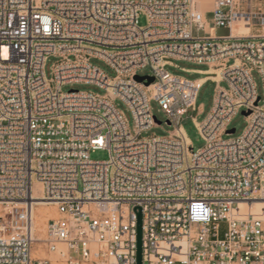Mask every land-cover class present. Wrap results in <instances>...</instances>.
Here are the masks:
<instances>
[{"label":"built area","instance_id":"1","mask_svg":"<svg viewBox=\"0 0 264 264\" xmlns=\"http://www.w3.org/2000/svg\"><path fill=\"white\" fill-rule=\"evenodd\" d=\"M215 27L228 35L198 34ZM172 59L214 76L212 108L192 117L197 150L180 121L202 84L165 70ZM73 83L104 93L61 90ZM151 101L174 126L166 136L142 135L161 124ZM240 110L244 131L224 139ZM36 185L57 210L39 240L52 258L32 254ZM253 202L264 203V0H213L209 11L198 0H0V264H136L135 207L141 264H264V208L240 207Z\"/></svg>","mask_w":264,"mask_h":264},{"label":"rangeland","instance_id":"2","mask_svg":"<svg viewBox=\"0 0 264 264\" xmlns=\"http://www.w3.org/2000/svg\"><path fill=\"white\" fill-rule=\"evenodd\" d=\"M249 1H252V3L256 6L259 3V0H249ZM205 9L207 11L211 9V2L207 4ZM206 19L209 22L211 21V14L208 12L206 14ZM138 22L140 26H144L146 24L145 16L141 15L139 17ZM228 33H229L228 28H224V27H215V28H210L206 31L204 30V31L198 32L199 35H211L215 37L226 36L228 35ZM55 61H56V58L49 57V59L45 63L44 73L47 78H50L52 75V64ZM91 63L98 66L102 70H104L109 76L112 77L115 75V72L104 61L100 59L92 58ZM207 68L208 67L206 65L195 64V63L184 61V60H174V59L171 60V64H167L165 66V70H167L168 72L175 74V75L183 76L191 80L201 78L204 75L201 73H197V72H189V71H186V69L205 70ZM151 72H152L151 69L149 67H146L144 69L139 70L138 74L139 75H149L151 74ZM252 78L256 86L257 94L263 99V88H262V81H261L260 75L256 71H254L252 72ZM220 85L226 86V83L221 82ZM215 87H216V84L213 80L208 79L204 81L199 89V92L195 100V106H196L195 110L188 109L187 112L182 116V119L180 121V124L186 136L190 140L193 150H197L198 148H201L204 145L205 141L202 138L201 134L199 133L194 121L192 120V117H195L197 121H202L206 117V115L208 114V112L210 111L213 105ZM71 89L79 90V91H91V92L98 93V94L104 93L103 89L95 85H92V84L73 83V84L63 85L61 88L63 92H67ZM116 104H117V107L124 113L126 119L128 120L129 125L132 126V115L130 111L128 110V108L126 107V105L123 102L118 101V100L116 101ZM150 107H151L152 114L156 117L158 121L161 122V124L159 126L151 127L147 131L143 132L142 135L145 137H148L151 135L166 136L170 132H172L174 130V126L168 125L166 123V116L164 112L161 110L160 106L155 101H151ZM241 111L242 110H240L237 114L233 116L229 124V129L233 128L234 132H232L229 135L224 134L223 135L224 139L237 137L241 135L242 132L244 131L245 126H246V120ZM90 157L92 159L102 160L108 157V153L106 150H96L90 154ZM41 209L44 210L43 208ZM50 211L52 212V215L54 217L57 215V210L55 206H52L50 208ZM35 239H36V235H35ZM36 240L37 241H35L33 245V251L34 250L37 251L36 257H40L43 253V249H42V246L40 245L39 240L38 239ZM50 258H52V256ZM51 264H61V263L52 262Z\"/></svg>","mask_w":264,"mask_h":264},{"label":"bare ground","instance_id":"3","mask_svg":"<svg viewBox=\"0 0 264 264\" xmlns=\"http://www.w3.org/2000/svg\"><path fill=\"white\" fill-rule=\"evenodd\" d=\"M206 8L207 4L212 2L213 0H198ZM248 32L247 28L243 26L241 23L235 24L233 26V33L235 34H246ZM198 84L202 82V79L196 81ZM39 185H36V188L33 193V197L36 199L33 204L32 208V222H33V230L34 234L36 235V239L42 240L45 237V230H46V220L48 218H54L50 208L54 206L53 203L45 202L40 200V193H39ZM240 207L243 210H248L250 212H259L261 208H264L263 202H253L247 209L246 204L241 203ZM43 208L44 210H42ZM1 209V205H0ZM41 212V213H40ZM34 256H37V251H32ZM54 263V261H52ZM57 263V262H56ZM63 264V263H61Z\"/></svg>","mask_w":264,"mask_h":264},{"label":"water","instance_id":"4","mask_svg":"<svg viewBox=\"0 0 264 264\" xmlns=\"http://www.w3.org/2000/svg\"><path fill=\"white\" fill-rule=\"evenodd\" d=\"M137 81L146 80V84H150L153 81L152 76H135L134 78ZM259 98H257V101ZM243 114H247L248 112H242ZM230 132H234L232 128ZM134 211L136 213V264H141V245H142V213L140 207H135Z\"/></svg>","mask_w":264,"mask_h":264},{"label":"crops","instance_id":"5","mask_svg":"<svg viewBox=\"0 0 264 264\" xmlns=\"http://www.w3.org/2000/svg\"><path fill=\"white\" fill-rule=\"evenodd\" d=\"M186 71H189V72H197V73L203 74L204 75L203 77L197 78V79H193V80H196V81L202 79V82L200 84H202L204 81H206L208 79H210V80H213L214 79V76L205 73V72H208V69H205V70L186 69ZM40 257L50 258L51 255L43 251V253H42V255Z\"/></svg>","mask_w":264,"mask_h":264}]
</instances>
